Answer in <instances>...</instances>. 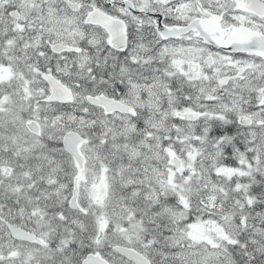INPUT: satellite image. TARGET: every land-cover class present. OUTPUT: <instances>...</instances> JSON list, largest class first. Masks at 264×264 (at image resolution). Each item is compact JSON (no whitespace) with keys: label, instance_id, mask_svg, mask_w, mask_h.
Wrapping results in <instances>:
<instances>
[{"label":"snow or ice","instance_id":"6c2138e0","mask_svg":"<svg viewBox=\"0 0 264 264\" xmlns=\"http://www.w3.org/2000/svg\"><path fill=\"white\" fill-rule=\"evenodd\" d=\"M0 264H264V0H0Z\"/></svg>","mask_w":264,"mask_h":264}]
</instances>
